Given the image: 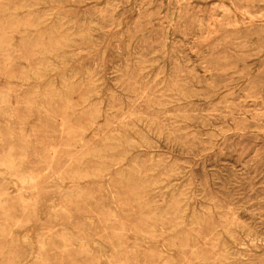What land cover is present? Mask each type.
Here are the masks:
<instances>
[{
	"label": "rangeland",
	"instance_id": "rangeland-1",
	"mask_svg": "<svg viewBox=\"0 0 264 264\" xmlns=\"http://www.w3.org/2000/svg\"><path fill=\"white\" fill-rule=\"evenodd\" d=\"M263 149L264 0H0V264H264Z\"/></svg>",
	"mask_w": 264,
	"mask_h": 264
},
{
	"label": "bare ground",
	"instance_id": "bare-ground-1",
	"mask_svg": "<svg viewBox=\"0 0 264 264\" xmlns=\"http://www.w3.org/2000/svg\"><path fill=\"white\" fill-rule=\"evenodd\" d=\"M233 5V4H232ZM221 6H223V4L221 5ZM221 6H220V8H221ZM225 6V5H224ZM33 7H35V6H33ZM226 7V6H225ZM24 9V8H23ZM227 9H228V6H227ZM226 9V10H227ZM26 10V9H25ZM46 10V9H45ZM246 10V9H245ZM62 11V10H61ZM228 11V10H227ZM232 11V10H231ZM222 12V11H221ZM241 13H242V11H241ZM247 13V12H246ZM236 14V13H235ZM248 14V13H247ZM61 17V16H60ZM4 18H6L5 16H4ZM58 29V28H57ZM22 35V34H21ZM41 36V35H40ZM101 36V35H100ZM27 38H28V36H27ZM45 38V37H44ZM43 39V38H42ZM80 51V50H79ZM38 54V53H37ZM45 56V55H44ZM103 60V59H102ZM51 62V61H50ZM39 66V65H38ZM56 68V67H55ZM46 69H47V67H46ZM38 70V69H37ZM45 70V69H44ZM123 91V90H122ZM186 96V95H185ZM248 109V108H247ZM210 110V109H209ZM253 111V110H252ZM4 115V114H3ZM127 119V118H126ZM232 120V119H231ZM209 121V120H208ZM238 121V120H237ZM231 122V121H230ZM229 122V123H230ZM238 123V122H237ZM235 125V124H234ZM212 126H213V124H212ZM229 128V127H228ZM134 140V139H133ZM147 141V140H146ZM227 145H228V143H227ZM238 146V145H237ZM239 148V147H238ZM259 150V149H258ZM264 150V149H263ZM264 152V151H263ZM228 154V153H227ZM25 156V155H24ZM233 156V155H232ZM235 156V155H234ZM221 157H223V156H221ZM227 157V156H226ZM236 158H237V156H236ZM257 158V157H256ZM255 158V159H256ZM223 159V158H222ZM216 160V159H215ZM224 160V159H223ZM248 160V159H247ZM34 163V162H33ZM220 163V162H219ZM243 163V162H242ZM246 163V162H245ZM221 164V163H220ZM36 166V165H35ZM245 166V165H244ZM215 168H217V167H215ZM222 168V167H221ZM252 171V170H251ZM264 173V172H263ZM262 173V174H263ZM195 174V173H194ZM181 176V175H180ZM196 176V175H195ZM260 176V175H259ZM194 178V177H193ZM260 178V177H259ZM107 179V178H106ZM264 182V181H263ZM200 184V183H199ZM39 185V184H38ZM253 185V184H252ZM251 186V185H250ZM35 187H38V186H35ZM252 188V187H251ZM204 190V189H203ZM210 190V189H209ZM248 190V189H247ZM168 191V190H167ZM205 191V190H204ZM64 192V191H63ZM61 197V196H60ZM243 197V196H242ZM264 197V196H263ZM245 199V198H244ZM232 201V200H231ZM231 203H233V202H231ZM251 204V203H250ZM233 207V206H232ZM85 211V210H84ZM252 213H254V212H252ZM44 214V213H43ZM186 214V213H185ZM180 215V214H179ZM255 215V214H254ZM45 216V215H44ZM90 219H92V218H90ZM178 222V221H177ZM182 224V223H181ZM256 226V225H255ZM87 230V229H86ZM178 230V229H177ZM84 231V230H83ZM87 232V231H86ZM11 235V234H10ZM29 235V234H28ZM47 236V235H46ZM45 236V237H46ZM25 238H28V237H25ZM24 240V239H23ZM27 241H28V239H26ZM31 240V239H30ZM25 241V240H24ZM26 241V242H27ZM43 242V241H42ZM27 245V244H26ZM29 245V244H28ZM33 245V244H32ZM31 251H32V248H31ZM161 255V254H160ZM230 255L232 256V254L230 253ZM29 256V255H28ZM121 263H122V261H121Z\"/></svg>",
	"mask_w": 264,
	"mask_h": 264
}]
</instances>
